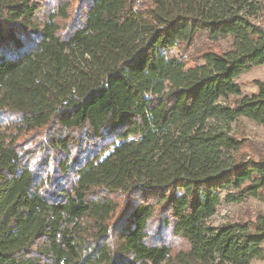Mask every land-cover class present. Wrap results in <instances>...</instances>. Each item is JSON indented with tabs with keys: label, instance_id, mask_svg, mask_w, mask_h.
<instances>
[{
	"label": "trees",
	"instance_id": "16d2710c",
	"mask_svg": "<svg viewBox=\"0 0 264 264\" xmlns=\"http://www.w3.org/2000/svg\"><path fill=\"white\" fill-rule=\"evenodd\" d=\"M263 14L0 0V264L264 261V216L208 223L222 194L264 200V159L225 127L264 128V82H235L264 66Z\"/></svg>",
	"mask_w": 264,
	"mask_h": 264
},
{
	"label": "rangeland",
	"instance_id": "374dc122",
	"mask_svg": "<svg viewBox=\"0 0 264 264\" xmlns=\"http://www.w3.org/2000/svg\"><path fill=\"white\" fill-rule=\"evenodd\" d=\"M262 1L264 4V0ZM260 22L264 24V14ZM222 45L225 46V43H222ZM256 81L264 82V66L252 68L235 79V82L241 86L243 94L255 91ZM215 123L217 126H224L220 121ZM225 127L230 135L242 140V157L255 161L264 159V128L258 127L244 119L227 124ZM259 215L264 216V200L246 199L241 202L228 203L224 200L222 194L220 204L208 223L212 226H220L232 221H255V218ZM152 228L156 233L160 231L156 223L152 225ZM168 239L170 240L171 238ZM175 246H177L176 242ZM250 264H264V261L253 260Z\"/></svg>",
	"mask_w": 264,
	"mask_h": 264
}]
</instances>
